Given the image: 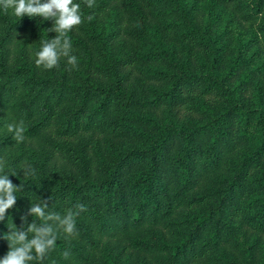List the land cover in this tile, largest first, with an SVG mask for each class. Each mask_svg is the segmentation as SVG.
Returning a JSON list of instances; mask_svg holds the SVG:
<instances>
[{
	"label": "trees",
	"instance_id": "16d2710c",
	"mask_svg": "<svg viewBox=\"0 0 264 264\" xmlns=\"http://www.w3.org/2000/svg\"><path fill=\"white\" fill-rule=\"evenodd\" d=\"M74 2L75 69L35 64L54 20L0 9V158L23 186L0 259L8 225H39L28 212L46 200L87 210L42 264H264V83L244 69L264 20L233 37L210 27L224 10L251 23L264 0H211L204 19L189 0ZM21 120L16 143L7 125ZM26 142L44 154L15 157Z\"/></svg>",
	"mask_w": 264,
	"mask_h": 264
},
{
	"label": "clouds",
	"instance_id": "9594fccd",
	"mask_svg": "<svg viewBox=\"0 0 264 264\" xmlns=\"http://www.w3.org/2000/svg\"><path fill=\"white\" fill-rule=\"evenodd\" d=\"M87 7H94V0H84ZM0 9L5 12L11 10L12 14L20 19L24 16H40L44 20H54V25L48 31L57 33L54 39L41 41V47L36 52L35 64L43 70H52L59 67L61 58H66V63L73 69L78 66V59L73 55L72 41L69 33L83 23L81 6L74 0H0ZM93 17L89 16L90 21ZM259 35V34H258ZM7 131L12 133L16 143L25 140V125L21 120L9 123ZM7 162L0 158V221H4L9 209H13L17 202L16 192L21 191L22 185L17 187L9 179V175H17L16 170L6 171ZM24 176L35 175V169L25 164L21 167ZM87 210L86 205L77 203L74 208H69L61 215L50 211L48 202L40 200L33 203L28 215L38 218V225L34 220L27 223V216H22L27 227L17 228L14 223L8 225L10 231L4 234L8 241L9 251L0 259V264H32L33 261L42 262L55 250L58 233L67 237L76 236V217ZM31 237L30 238V235ZM67 256V253H65Z\"/></svg>",
	"mask_w": 264,
	"mask_h": 264
},
{
	"label": "rangeland",
	"instance_id": "374dc122",
	"mask_svg": "<svg viewBox=\"0 0 264 264\" xmlns=\"http://www.w3.org/2000/svg\"><path fill=\"white\" fill-rule=\"evenodd\" d=\"M210 1L211 0H189L192 7H194L200 14L203 13L201 16L202 19H204V17L208 18L207 12L210 8ZM262 20H264V5L257 19L251 23H242L241 21H238L236 19L229 20L227 10H224L221 18L214 20L210 24V27L222 28L225 26L230 31L229 37H233L235 30L236 32L241 31L243 35L249 34L252 29L257 28L258 23ZM257 35L258 40L250 47V50L248 51L249 61L246 64V68L244 69L248 71H253V74L256 75V79L259 82L264 83V37L263 34L260 32H257ZM180 114L183 116V111H181ZM21 153L23 154L24 159L28 155H33L35 153L39 155L44 154V152L37 148L32 142H26L23 146L16 147L13 155L16 157ZM51 167L59 171H64V169L67 168V166L61 162L60 158H56L55 161L51 164Z\"/></svg>",
	"mask_w": 264,
	"mask_h": 264
}]
</instances>
